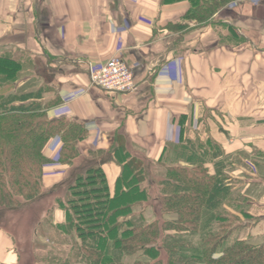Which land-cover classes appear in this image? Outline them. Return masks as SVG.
I'll use <instances>...</instances> for the list:
<instances>
[{
    "label": "crops",
    "instance_id": "0c3cea01",
    "mask_svg": "<svg viewBox=\"0 0 264 264\" xmlns=\"http://www.w3.org/2000/svg\"><path fill=\"white\" fill-rule=\"evenodd\" d=\"M186 10L185 2L161 0H0V57L17 64L13 77H0V103L10 94L59 98L48 117L77 121L87 134L70 165L59 162L61 140L49 141L44 187L85 163L102 169L111 194L131 158L143 166L145 181L147 167L161 172L166 147L182 138L181 119L188 133L207 110L219 123L222 153L237 160L228 199L238 189L263 206L258 214L249 209L248 220L241 216L249 224L237 237L264 242V0L232 1L201 24L185 20ZM111 58L137 69L132 93L92 84L89 66ZM251 185L263 193H249ZM60 214L55 223L64 221ZM0 237V264H18L12 238Z\"/></svg>",
    "mask_w": 264,
    "mask_h": 264
},
{
    "label": "trees",
    "instance_id": "16d2710c",
    "mask_svg": "<svg viewBox=\"0 0 264 264\" xmlns=\"http://www.w3.org/2000/svg\"><path fill=\"white\" fill-rule=\"evenodd\" d=\"M232 1L161 0L163 4L185 2L183 18L198 24ZM16 65L11 57L1 56V79L13 77ZM35 97L40 94H10L0 103V208L16 207L40 194L44 166L51 162L45 148L52 138L57 136L62 143L59 162L70 165L78 156L77 143L87 134L77 121L48 117L59 98L30 101ZM183 123L181 119L179 143L166 147V154L172 152L174 157L165 155L164 176L157 182L162 210L175 217L161 223L134 217L132 209L148 200L144 168L136 159L126 161L113 194L102 169L89 166L68 185L66 204L58 201L64 221L53 223L56 234L64 233L74 242L63 264H129L124 259L131 256L137 258L130 264H264V242L252 243L233 234L249 224L250 215L242 205L245 197L238 195L235 206L228 199L232 155H224L215 144L210 148L195 143ZM122 144L117 137V146L123 148ZM209 162L212 175L206 166ZM241 216L247 220L242 222Z\"/></svg>",
    "mask_w": 264,
    "mask_h": 264
},
{
    "label": "rangeland",
    "instance_id": "374dc122",
    "mask_svg": "<svg viewBox=\"0 0 264 264\" xmlns=\"http://www.w3.org/2000/svg\"><path fill=\"white\" fill-rule=\"evenodd\" d=\"M210 116V112L207 110L203 111L199 120L192 126H189L192 130L188 127V133L187 130L185 133L197 144L201 143L210 148L215 144L221 148V135L217 131V127H220L219 123L216 120L212 121V117ZM173 157L172 152L168 155L166 154V158L171 159ZM232 161L233 165L237 163V160L234 158ZM79 164L69 173L70 175L65 174L63 180L57 185H53L52 187L47 186L46 188L43 186L40 194L33 199L22 200L20 205L13 208H0V232L12 238L14 248L19 255L18 264H63L69 255L70 248L74 243L73 239L67 237L64 233L57 236V230L54 228L53 223L59 221L61 217V208L58 205V201L66 204L68 185L73 182L75 175L84 173L88 167H86L87 164L85 163L84 165L83 163ZM246 166L248 171L253 169V166L250 164ZM147 168L146 181L143 189L146 191L148 200L141 206H135L132 209L133 215L136 218L142 215L146 221L156 220L159 223L163 221L168 222L175 215L165 212L166 210H162L164 201L159 195L157 184L158 179L163 177L165 170L162 168L163 170L161 169V172H159V165H152ZM247 175L253 177L251 173H247ZM250 184H253V182H250ZM254 185L249 186L247 190L249 193L253 194L256 191V195L263 193L260 187L259 189H254ZM237 191L238 189L232 193L230 198L234 206L235 203L233 200L236 201L237 199L235 198L239 195ZM244 201L242 205L247 211L249 209L251 211L252 209V212L258 214L260 210H263V206L256 205L254 207L253 204H250L251 199L246 198ZM246 201H249V204ZM241 231V229H238L233 234L238 236L246 232L245 230L243 232ZM192 238L194 241L197 240L196 237ZM262 238L263 236L259 239L253 238L250 241L252 243H258L263 240ZM165 256L166 253L162 251L161 258L163 260L166 258ZM54 257L57 259L55 260L56 262H53ZM136 258L137 256L127 257L124 259V262L130 264Z\"/></svg>",
    "mask_w": 264,
    "mask_h": 264
},
{
    "label": "built area",
    "instance_id": "2783aa9c",
    "mask_svg": "<svg viewBox=\"0 0 264 264\" xmlns=\"http://www.w3.org/2000/svg\"><path fill=\"white\" fill-rule=\"evenodd\" d=\"M137 69L126 62L111 58L89 66L90 80L93 85L109 92L128 94L137 88Z\"/></svg>",
    "mask_w": 264,
    "mask_h": 264
}]
</instances>
